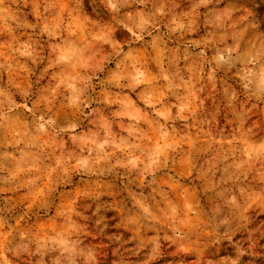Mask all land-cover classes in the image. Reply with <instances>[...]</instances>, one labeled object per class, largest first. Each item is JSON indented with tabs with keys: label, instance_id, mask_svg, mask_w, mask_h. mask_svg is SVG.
I'll return each instance as SVG.
<instances>
[{
	"label": "rangeland",
	"instance_id": "obj_1",
	"mask_svg": "<svg viewBox=\"0 0 264 264\" xmlns=\"http://www.w3.org/2000/svg\"><path fill=\"white\" fill-rule=\"evenodd\" d=\"M0 43V264H264V0H0Z\"/></svg>",
	"mask_w": 264,
	"mask_h": 264
},
{
	"label": "clouds",
	"instance_id": "obj_2",
	"mask_svg": "<svg viewBox=\"0 0 264 264\" xmlns=\"http://www.w3.org/2000/svg\"><path fill=\"white\" fill-rule=\"evenodd\" d=\"M17 49L14 46V44H9V45H5L3 43H0V57H4V63H0V90H2V88L4 87V81L2 78V74L7 71L9 73V80L12 79V74L17 72L18 69V65L14 66L10 61H9V55H13L16 53ZM251 74V73H250ZM236 88H239V86H235ZM245 89V92L240 93V104L238 105V107H240L241 109H244V101H248V103L251 104H264V96L258 95V94H249L247 93V85L243 86ZM15 103V102H14ZM22 105L23 107L27 108L28 106V102L26 100H21L19 102L18 105L16 106H20ZM3 102L0 101V108H2ZM233 107H237V105H233ZM29 111H31L29 109ZM244 115H247V112H244ZM258 162V161H257ZM264 167V166H262ZM257 175H260V170L257 169ZM252 180H256V176H253L251 178ZM235 180L239 182V194L240 196H242L245 199V204H247L249 202V199L251 198L253 192L249 191V188L247 186H245V182H249L250 179L248 177V175L244 174V172H241L239 175L235 176ZM260 191H264V188L260 189ZM234 198H235V194H233Z\"/></svg>",
	"mask_w": 264,
	"mask_h": 264
}]
</instances>
